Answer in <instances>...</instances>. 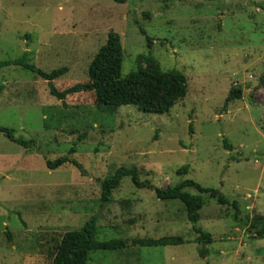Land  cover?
I'll return each instance as SVG.
<instances>
[{"label":"rangeland","instance_id":"obj_1","mask_svg":"<svg viewBox=\"0 0 264 264\" xmlns=\"http://www.w3.org/2000/svg\"><path fill=\"white\" fill-rule=\"evenodd\" d=\"M109 32L120 37L122 78L152 56L185 76L186 96L164 114L108 112L91 92L59 101L35 73L0 68V126L32 142L24 148L0 133V264H51L62 235L92 215L96 241L126 247L91 251L87 264H264V238L243 224L264 216V0H0V62L27 53L44 72L66 68L53 81L58 91L88 81ZM231 87L241 98L225 105ZM62 156L82 170L46 167ZM120 167H135L154 188L192 180L219 191L228 204L185 189L203 200L197 225L211 243L195 242L180 202L128 176L101 208L100 183ZM165 236L185 242L131 243Z\"/></svg>","mask_w":264,"mask_h":264},{"label":"trees","instance_id":"obj_2","mask_svg":"<svg viewBox=\"0 0 264 264\" xmlns=\"http://www.w3.org/2000/svg\"><path fill=\"white\" fill-rule=\"evenodd\" d=\"M114 1L123 3L126 0ZM140 33L145 37L146 45L150 48L152 44L150 37L143 29H140ZM122 54L119 35L109 32L105 44L98 50L88 66V81L78 83L63 91H58L54 87L53 81L63 76L67 71L66 68L44 72L27 61V53H23L14 60L0 62V68L14 65L35 73L47 82L49 95L59 101H64L70 95L91 92L94 94L96 106L108 112H113L122 106H134L144 113L164 114L185 98L187 93L185 76L174 69L163 70L152 56L141 57L137 69L122 78ZM241 93L239 87H231L224 104L227 105L240 99ZM0 133L8 141L24 148H28L32 143L15 137V131L11 128L0 126ZM224 144L226 148H229L228 144ZM75 152L76 150L71 148L68 155ZM66 163L82 170L81 166L68 156H62L54 161H46L45 165L49 170H55ZM187 172V165L176 171L178 175H184ZM126 176L130 177L137 188L153 189L156 197L161 201L180 202L185 208L187 219L192 225V231L197 235L195 242L201 246L211 243V236L197 225L203 200L200 195H191L185 192V189L193 188L199 194H206L210 198L216 199L220 205L228 204V200L219 191L201 187L192 180H183L172 187L154 188L148 180H140L135 167H120L100 183L101 208L113 202L112 192L118 188L121 180ZM232 205L236 207L235 203ZM97 223L98 216L92 215L78 230L65 232L57 244L51 264H87L91 251L121 250L126 247L123 240L96 241L94 237ZM243 224L247 226L248 231L254 237L264 238V216L255 215L250 221H243ZM184 242L179 236H165L158 239H134L131 243L140 247H165L181 245Z\"/></svg>","mask_w":264,"mask_h":264}]
</instances>
